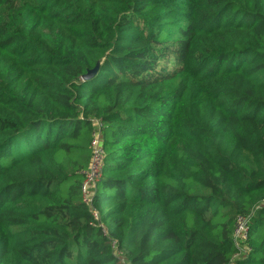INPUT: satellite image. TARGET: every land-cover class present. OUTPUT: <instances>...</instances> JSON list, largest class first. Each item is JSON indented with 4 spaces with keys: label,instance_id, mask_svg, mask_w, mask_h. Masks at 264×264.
I'll list each match as a JSON object with an SVG mask.
<instances>
[{
    "label": "trees",
    "instance_id": "1",
    "mask_svg": "<svg viewBox=\"0 0 264 264\" xmlns=\"http://www.w3.org/2000/svg\"><path fill=\"white\" fill-rule=\"evenodd\" d=\"M0 264H264V0H0Z\"/></svg>",
    "mask_w": 264,
    "mask_h": 264
},
{
    "label": "built area",
    "instance_id": "2",
    "mask_svg": "<svg viewBox=\"0 0 264 264\" xmlns=\"http://www.w3.org/2000/svg\"><path fill=\"white\" fill-rule=\"evenodd\" d=\"M93 158L92 163L87 172H85L86 179L83 186V194H84V201L91 205L92 204V190L95 188L96 184L102 178V169L104 167V150L101 146V139L99 134L95 135L94 142H93ZM97 218V214H95ZM248 234V228L246 226V220L241 218L237 225V229L235 232L236 239L241 238L242 240H246Z\"/></svg>",
    "mask_w": 264,
    "mask_h": 264
},
{
    "label": "water",
    "instance_id": "3",
    "mask_svg": "<svg viewBox=\"0 0 264 264\" xmlns=\"http://www.w3.org/2000/svg\"><path fill=\"white\" fill-rule=\"evenodd\" d=\"M98 68H99V65L93 70V71H90L85 77H84V80H89L91 79L98 71Z\"/></svg>",
    "mask_w": 264,
    "mask_h": 264
},
{
    "label": "rangeland",
    "instance_id": "4",
    "mask_svg": "<svg viewBox=\"0 0 264 264\" xmlns=\"http://www.w3.org/2000/svg\"><path fill=\"white\" fill-rule=\"evenodd\" d=\"M241 240H242L241 238H238V239H237L238 243H240Z\"/></svg>",
    "mask_w": 264,
    "mask_h": 264
}]
</instances>
